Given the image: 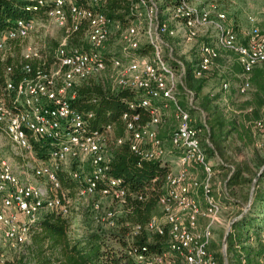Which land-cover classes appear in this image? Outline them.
<instances>
[{
	"label": "built area",
	"instance_id": "built-area-1",
	"mask_svg": "<svg viewBox=\"0 0 264 264\" xmlns=\"http://www.w3.org/2000/svg\"><path fill=\"white\" fill-rule=\"evenodd\" d=\"M106 1L34 0L26 9L39 11L42 17L19 18L11 27L0 30V51L37 32L43 19L64 33L53 51L50 67L45 66L41 47L28 42L21 50L19 74L14 75L12 64L5 65L0 73V134L7 136L11 149L31 157L37 155L35 143H49L48 158L31 168L34 179L42 178L50 184L47 188L32 181L26 171H17L0 143V245L21 250L30 243L31 227L43 211L69 213L70 197L57 176L62 165L71 164L68 172L79 183L76 195L93 198V217L101 225H116L129 196L142 200V195L128 192L121 177L111 174L109 142L120 144L124 138L115 139L109 124L92 128L93 114H84L71 105L78 85L109 72L112 87L140 91L129 108L141 106L148 111L145 121L138 112L126 110L121 115L130 149L141 160L166 166V157L171 156L178 168L175 172L169 169L165 175L167 190L159 199L162 214L152 216L145 224L161 235L164 227L168 228L170 251L151 257L135 248L129 252L141 264H175L176 258L182 264H216L208 250L222 209L214 195V164L201 145L196 119L180 103V87L190 105L194 92L185 85L184 63L173 55V45L165 36L195 49L193 73L197 78L219 66L216 60L220 50L234 54L242 69L236 89L245 95L251 88V70L264 62V27L248 16V27L235 29L216 1L205 0H130L129 19L122 25L98 8ZM80 29L83 43L74 44L72 40ZM113 40L115 49L110 48ZM141 44H149L151 52L138 54ZM4 56H0V63ZM222 88L227 90L229 82L224 81ZM170 104L176 124L168 146L158 135L157 125L162 107ZM262 126L261 120L254 122V129ZM74 163L80 172L73 170ZM191 163L201 169V177L191 175ZM21 165L29 163L22 158ZM22 174L28 179L21 178ZM102 201L107 206H102ZM140 229V224H130L128 235L132 238ZM6 259L0 253V264Z\"/></svg>",
	"mask_w": 264,
	"mask_h": 264
},
{
	"label": "trees",
	"instance_id": "trees-1",
	"mask_svg": "<svg viewBox=\"0 0 264 264\" xmlns=\"http://www.w3.org/2000/svg\"><path fill=\"white\" fill-rule=\"evenodd\" d=\"M129 1L107 0L98 8L112 19L125 25L129 19ZM33 3L34 0H0V30L11 27L19 18L42 17L41 12L26 9ZM234 27L239 29L235 25ZM82 36L83 31L80 29L75 33L72 42L74 44L83 43ZM165 38L171 44L175 40L169 36ZM136 52L141 55L147 54L151 52V47L149 44H141ZM222 54H227L228 64L232 63L231 71L226 72L232 73L240 83L242 69L235 55L220 50L217 63L222 58ZM230 55L233 58H230ZM196 59L194 49L193 59L184 64V83L194 92V101L199 97L200 107L208 113L209 131L206 130L204 124L195 121L196 126L201 128L200 141L207 157L213 156L215 151L223 156L222 142L233 131L246 145L252 146L247 158L234 162V168L226 178V186L233 194L232 197L227 196V199L231 205L241 206L236 217L241 216L231 224L227 235V264H264V119L261 118L264 114V66H262L264 62L255 66L249 75L252 97L245 101V104L251 106L249 109L254 120L249 128L242 124V129H239L234 120L226 122L222 114H217L218 109L214 103L216 97H210L209 93L203 91L206 88V78L214 73L215 68L210 74L197 78L193 73ZM10 63V58L1 61L0 73L3 72V67ZM11 64L14 67V75H18L19 63ZM227 73L224 72L222 76L226 77ZM226 78L224 81L229 82ZM222 83L221 89H223ZM76 92L71 105L84 114L88 112L93 114L90 121L92 128H102L109 124L115 139L124 138L120 144H116L114 140L109 142L111 174L121 177L128 192L134 196L142 195V200L129 196V202L122 207V213L118 216L116 225L111 227L95 222L91 208L93 198H89L88 203L84 204L80 210L81 222L74 228H72L74 216L72 207L67 215L57 210L43 211L31 227L30 243L26 246V251L6 259L3 264H141L129 252L130 249L135 248L147 257L170 251L167 227H164L165 231L162 235L145 227L152 216L162 214L159 199L167 190L165 175L169 167L155 160H141L130 149L125 124L121 118L122 113L128 110L140 113L142 121L148 119L146 108L141 106H136L134 109L129 108L130 101H137L140 91L112 87L109 81L95 76L78 85ZM256 120H261L263 123L261 128L255 130L258 132L257 138L254 133ZM172 130L166 134L168 140ZM163 135L159 136L164 138ZM207 137L213 144L212 147L208 145ZM255 138L260 141L259 145ZM33 148L39 158L44 160L48 158L49 143L47 141L35 143ZM192 165L194 163L189 165L191 175L197 176L192 171ZM73 170L81 171L76 163L73 164ZM57 176L67 195L77 196L78 181L63 169L57 170ZM244 203L248 205L247 209ZM221 208H223L222 204ZM133 223L140 224L141 229L131 238L128 235V225ZM214 257L216 264H225L223 253L214 254ZM175 264H182V262L176 258Z\"/></svg>",
	"mask_w": 264,
	"mask_h": 264
},
{
	"label": "rangeland",
	"instance_id": "rangeland-1",
	"mask_svg": "<svg viewBox=\"0 0 264 264\" xmlns=\"http://www.w3.org/2000/svg\"><path fill=\"white\" fill-rule=\"evenodd\" d=\"M207 3L209 2H217L218 6L221 10H224L230 19V21L237 27V28H247L249 25L248 16H253L258 21V24L261 27H264V0H205ZM43 26H40L37 32L30 34L26 39L18 42H13L9 46L0 51V56L4 54V59L10 58L11 63L20 62L21 61V50L24 44L31 42L36 43L40 46L41 44H45L43 59L45 60V66L50 67L52 65L53 59V51L57 46L59 39L63 36V31L58 27L50 24L46 19L42 21ZM144 40H142V43ZM173 45V55L182 61L184 64L189 62L193 59L194 49H191L189 45H181L177 44L174 40L172 42ZM111 49L116 48V43L114 40L110 46ZM227 55V54H226ZM225 54H222V58L218 60L219 66L215 68V71L212 75L206 78V88L203 90L205 93H209L210 97H216L214 100L215 105L217 106L218 112L217 114H222L223 120L228 122L230 120H234L239 129H242V124L249 128L252 125V121L254 120L253 114L250 112V105H246L245 101L251 99L252 92L251 90L248 91L245 95H241L237 92L236 88L239 83V79L232 74L227 73L228 70L226 66H228L229 58H226ZM230 58L233 56L230 55ZM10 63V64H11ZM7 65V64H6ZM264 66V63L262 64ZM229 71V70H228ZM227 73L226 77H223V73ZM109 72L102 73L99 78L101 80L109 81L108 78ZM229 81V89L224 92L221 89V83L225 80ZM178 97L180 99V103L184 105L186 108L190 110V113L194 119H196L197 123H202L205 125L207 131H209V124H208V113L206 110L200 107L198 101L199 97L196 101L193 100L192 105L188 104L187 98L184 95L182 89L178 91ZM218 94V96H217ZM215 95V96H214ZM174 115V114H173ZM163 125L160 129L161 134L165 139L166 145L169 146L168 137L166 134L168 131L172 130L176 124L175 119L169 116L163 115ZM167 119V122L164 119ZM261 118L264 119V114L261 115ZM256 129H254L255 131ZM255 137L257 138V133L254 132ZM264 133V132H263ZM260 137V136H259ZM258 137V138H259ZM255 138V139H256ZM208 139V137L206 138ZM4 142V140H3ZM257 144L259 145L260 141L256 139ZM224 145V155L220 156L218 152L215 151L213 156H209V159L214 164V175L213 176V188H214V195L218 197V201L222 204L223 209L220 214L221 226L214 229L213 233V240L212 244L209 245L208 250L214 255L217 253H223L224 251V235L226 228L234 217L238 215L237 211H240V207H236L230 204L227 196L232 197L230 190L226 186V178L228 177V173L232 168H234L235 161H241L248 157L251 152L252 146L246 145L243 140H241L237 133L233 131L230 135L226 137V139L222 142ZM208 145L211 147L213 144L210 140H208ZM3 152L6 156H8L14 164H16L17 171H26L29 174V177L32 181H35L47 188H49L50 184L45 179H37L32 177V166L36 165L40 160L38 155L31 157L29 154L25 152H18L17 150L11 149L9 144L3 145ZM24 159L26 162L29 163V166H22L21 159ZM172 157H166V164L169 169L173 172L177 171L178 168L171 162ZM223 163V164H222ZM225 164V165H224ZM69 165V166H68ZM226 165H230L227 167ZM71 167V164L62 165L61 169L63 171H69L68 169ZM27 168V169H26ZM192 171L197 175L201 176V170L197 165H192ZM24 175V174H22ZM241 199V197H240ZM71 207H72V214L73 216V224L72 228L77 227L78 224L81 222V212L84 204L88 203L89 199H82L78 196L70 197ZM106 201H102V206H107ZM246 204L244 203V206ZM216 227V226H215ZM226 248V245H225ZM26 247L21 248V250L9 249L4 248L0 245V253H4V256L7 259H10L14 255L24 253L26 251Z\"/></svg>",
	"mask_w": 264,
	"mask_h": 264
},
{
	"label": "crops",
	"instance_id": "crops-1",
	"mask_svg": "<svg viewBox=\"0 0 264 264\" xmlns=\"http://www.w3.org/2000/svg\"><path fill=\"white\" fill-rule=\"evenodd\" d=\"M45 46V44H44V41H43V44H41V42H40V47H41V50L42 51H44L43 49L45 48L44 47ZM33 63L35 64V63H37V60H34L33 61ZM232 65V63H230V64H228V66H226V68L229 70V71H231V68H230V66ZM158 104H161L159 101H156ZM174 113H173V109H172V105L170 104V105H168L167 107H162V110H161V122L157 125V132H158V134L160 135L161 134V131H160V129L162 128V125H163V123H162V121H163V118H162V116L163 115H166V116H169L170 118H174L175 119V117H174V115H173ZM164 121L165 122H167V119L165 118L164 119ZM176 121V120H175ZM164 139V138H163ZM3 140H4V142H3ZM8 139H7V136H5L4 134H0V143L2 144V145H4L5 143L6 144H8V141H7ZM165 140V139H164ZM21 161H22V159H21ZM223 164V163H222ZM225 165V164H224ZM227 167H229L230 165H226ZM231 167V166H230ZM232 168V167H231ZM233 169V168H232ZM231 173V170L229 171V173H228V176H229V174ZM215 174V173H214ZM215 176V175H214ZM21 178H25V179H28V176L27 175H21ZM214 184V183H213ZM217 199H218V197H216ZM223 209V208H222ZM200 221L201 222H204V219H200ZM216 226V227H215ZM219 226H221V221L219 222V223H216L215 225H214V227H213V231H214V229L215 228H217V227H219ZM213 236H214V233H213ZM213 240V239H212Z\"/></svg>",
	"mask_w": 264,
	"mask_h": 264
},
{
	"label": "water",
	"instance_id": "water-1",
	"mask_svg": "<svg viewBox=\"0 0 264 264\" xmlns=\"http://www.w3.org/2000/svg\"><path fill=\"white\" fill-rule=\"evenodd\" d=\"M252 189H253V185H252ZM248 205H246L245 209H247ZM244 209V210H245ZM241 216V215H239ZM238 216V217H239ZM238 217H234L233 219H231V221L229 222L227 228H226V231H225V235H224V240H223V245H224V251H223V256H224V259H225V264H227V260H226V248H225V245H226V240H227V235H228V231H229V228L231 226V224L238 218Z\"/></svg>",
	"mask_w": 264,
	"mask_h": 264
}]
</instances>
